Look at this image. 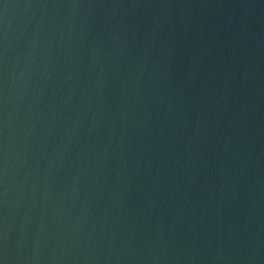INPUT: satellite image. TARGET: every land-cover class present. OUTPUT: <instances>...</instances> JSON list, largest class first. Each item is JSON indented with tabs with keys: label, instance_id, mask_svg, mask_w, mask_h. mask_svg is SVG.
I'll use <instances>...</instances> for the list:
<instances>
[{
	"label": "water",
	"instance_id": "95a60500",
	"mask_svg": "<svg viewBox=\"0 0 264 264\" xmlns=\"http://www.w3.org/2000/svg\"><path fill=\"white\" fill-rule=\"evenodd\" d=\"M0 264H264V0H0Z\"/></svg>",
	"mask_w": 264,
	"mask_h": 264
}]
</instances>
